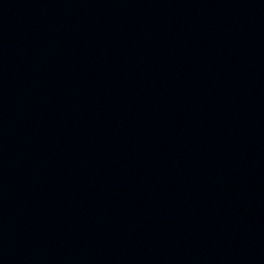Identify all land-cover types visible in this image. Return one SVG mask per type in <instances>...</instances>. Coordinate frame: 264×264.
I'll use <instances>...</instances> for the list:
<instances>
[{
	"label": "water",
	"instance_id": "1",
	"mask_svg": "<svg viewBox=\"0 0 264 264\" xmlns=\"http://www.w3.org/2000/svg\"><path fill=\"white\" fill-rule=\"evenodd\" d=\"M0 264H264V0H0Z\"/></svg>",
	"mask_w": 264,
	"mask_h": 264
}]
</instances>
